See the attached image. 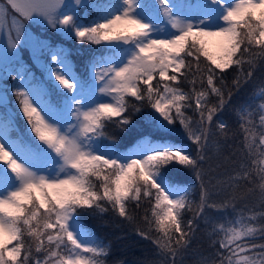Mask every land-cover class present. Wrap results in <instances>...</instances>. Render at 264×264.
Instances as JSON below:
<instances>
[{"label": "snow or ice", "instance_id": "6c2138e0", "mask_svg": "<svg viewBox=\"0 0 264 264\" xmlns=\"http://www.w3.org/2000/svg\"><path fill=\"white\" fill-rule=\"evenodd\" d=\"M33 25L99 47L78 70ZM257 69L264 0H0V264H106L82 223L103 213L154 246L144 264H187L201 233L192 264H264V86L220 143Z\"/></svg>", "mask_w": 264, "mask_h": 264}, {"label": "trees", "instance_id": "16d2710c", "mask_svg": "<svg viewBox=\"0 0 264 264\" xmlns=\"http://www.w3.org/2000/svg\"><path fill=\"white\" fill-rule=\"evenodd\" d=\"M83 15V12H81ZM36 35H39L44 39H51L53 43L62 44L66 48L72 50V62L76 68L82 69L85 59L90 55L92 49L98 48L97 45H92L90 43L80 44L76 41H69L61 37L59 34L54 33L51 29H45L43 27L34 26L32 27ZM21 56L23 60L31 67L32 71L40 76V70L35 67V64L32 62L31 53L28 47H24L21 50ZM234 73L229 71L225 79L230 83ZM12 81L9 79L8 86L11 87ZM264 86V69H257L252 80L246 84L239 93H237L233 98V104L226 109L225 113L221 117L226 123L229 124L230 130L235 133V138L228 139L227 141H221L223 145L222 153L223 155H228L229 148L227 145L231 144L236 145L237 139H242V135L239 132L238 128V119L235 114L234 109L238 107L244 101L249 100L254 94H259L260 87ZM14 100V97H12ZM3 109L0 107V112ZM147 111V110H142ZM191 115V112H189ZM136 118L143 122L140 114H136ZM109 132L112 135L116 136V142L120 143V135L118 130L109 129ZM131 145H129L130 147ZM125 150V149H121ZM215 162V161H214ZM220 163L223 165L221 169L218 170V173H223L225 169L230 170L232 165L229 162L223 161L222 157L220 158ZM189 182L194 184V178L189 174ZM195 200H198V191L194 190L192 197ZM244 203H247L249 206H255L257 201L255 198H248L245 201L240 202L238 205L242 207ZM213 216H219V213L211 212ZM136 222L140 223V217L137 216ZM82 223L86 224L88 229L93 233L94 236L103 240L105 244H110L109 255L106 257V264H144L145 261H154L159 258L155 255L154 246L150 242L142 240L140 237L136 236L134 227L132 224H119V221L114 219L110 213L99 214V216L93 217L89 215H84L82 217ZM204 225L201 224V229ZM195 252H203L207 255L211 249L208 246V239L206 234H199L198 239L193 241L192 249H190L189 254L186 256L187 264H192L193 259L195 258Z\"/></svg>", "mask_w": 264, "mask_h": 264}, {"label": "rangeland", "instance_id": "374dc122", "mask_svg": "<svg viewBox=\"0 0 264 264\" xmlns=\"http://www.w3.org/2000/svg\"><path fill=\"white\" fill-rule=\"evenodd\" d=\"M34 26H36V25H34ZM29 31L33 32V34L36 35L32 28L29 29ZM23 49H24V48H23ZM29 51H30V49H29ZM30 53H31V51H30ZM35 67H36V65H35ZM36 68H37V67H36Z\"/></svg>", "mask_w": 264, "mask_h": 264}]
</instances>
